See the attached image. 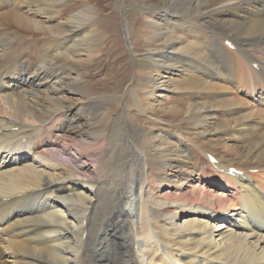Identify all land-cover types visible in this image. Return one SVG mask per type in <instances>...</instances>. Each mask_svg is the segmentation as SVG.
<instances>
[{
  "label": "bare ground",
  "instance_id": "bare-ground-1",
  "mask_svg": "<svg viewBox=\"0 0 264 264\" xmlns=\"http://www.w3.org/2000/svg\"><path fill=\"white\" fill-rule=\"evenodd\" d=\"M94 2L0 0V264H264V60L243 44L264 0H138L143 60L118 94ZM128 126L148 158L124 228L132 201L99 178L138 154Z\"/></svg>",
  "mask_w": 264,
  "mask_h": 264
},
{
  "label": "rangeland",
  "instance_id": "rangeland-1",
  "mask_svg": "<svg viewBox=\"0 0 264 264\" xmlns=\"http://www.w3.org/2000/svg\"><path fill=\"white\" fill-rule=\"evenodd\" d=\"M116 1L117 0H113V1L112 0H95V2H94L100 7L99 14L97 16L98 18L97 17L95 18L94 27L97 31H99V32L102 31V33L104 35H106L105 36L106 45H104V48H106V50L104 51V55H105V57H107V63L104 64V67H105L104 74H105L106 78H107V76L108 77L111 76V78L109 80H107L108 84H105V86L111 85L113 83L114 86L111 85V86H108V88L113 87L110 90H112L114 94L119 93V91H114V89H117V86H120V88L123 89L124 86L129 84V78L131 77V74L134 72L133 70H135L134 62L135 61L139 62V61L143 60V53H144L143 49H144V45H145L144 40L140 41L142 39H140L136 36H133V34H132V29H134V26H132V25H134V23L136 22V26L140 27V25L142 24V21H143L142 19L138 18L142 15V10L140 12L141 8H140V5H138L139 4L138 0H126V4L124 6V11L126 10L125 11L126 14H125V12L122 11L123 8H116V6H115ZM161 14H163L167 18L170 16L171 10L168 9L167 12H163ZM176 18L177 19H184L185 17L178 16ZM123 19H125V22H123ZM219 19L220 18H217L216 21H219ZM210 22H214V21L210 20ZM218 24H219L218 29L223 30L224 28L227 27L225 24H223L220 21ZM106 25H108V27H110V29H112L113 31L107 32V30H106L107 26ZM125 25L131 29L129 34L132 38L131 40L135 43V44L133 43L134 45H132V48L133 49L135 48L134 50L136 53L132 54V56L129 54V48H128V45L126 44L127 42L125 41V36H124V29L126 28ZM101 28L104 30H102ZM216 32L219 34V36H220V34L223 33L221 31H217V30H216ZM144 33L146 35H148L149 32L145 31ZM232 34L235 36H238L235 33H232ZM212 35H214V34H212ZM216 36H213L212 38H216ZM239 37H241V36H239ZM244 39H245V41L243 42V44H245V45L249 44L246 47V49H249L251 51L253 50L255 58H258L260 60H264V54L263 53L257 54V51L261 50L260 49L261 46H264V39H256V40H253L252 38H244ZM135 55L137 57H135ZM211 64H212L213 68L214 67H220V64L215 62V61H212ZM208 72H209V70L202 72V74L204 76H207ZM241 73H242L243 77L248 80V77H250L249 72L245 71V69H242ZM258 80H260V79H258ZM117 81H118V83L116 84ZM252 85H253V82L252 81L249 82V80H248V85L244 84V86H243L244 92L237 93L238 95H236V96L239 98L243 97L242 99H244L245 101H248V102H250L251 101L250 98L253 97V100L250 103L257 105L256 107H258V104L255 102L257 101V98L263 94V92L260 90L261 85L255 87L254 89L252 88L253 87ZM230 88L232 89L231 85H230ZM28 91L30 92L29 88H28ZM203 97L206 100L205 96H203ZM187 99H185V100H187ZM126 100H125L126 105L131 104V100L129 99V97H127ZM99 107H101V104L99 105ZM111 107H114V109L116 110V109H120L121 106L115 107L114 104L113 105L111 104ZM258 108H260V107H258ZM261 109H262L261 111L264 112V109L263 108H261ZM134 113H136L135 115H136L137 120L140 119L141 121H144L141 114H139L136 111H134ZM71 116H72V114H71ZM147 124L149 125L150 121L147 120ZM144 125L145 124L143 123L144 129L146 131H148V127L146 125L145 126ZM107 129H110V131H111V126H107L105 128V130H107ZM110 131H105V140L106 141L108 140V138L110 136ZM128 133H129V135L133 134L131 126H128ZM133 139L140 145L138 147V154L136 156H129L128 157V159L131 161L130 164H122L124 167L127 168V170L124 172L123 176L121 177L115 171L109 172V174L108 173L102 174L103 176L100 175V177H102V178H99V179L102 181V183L104 185H106L107 190H108V194H111L113 199H115V197L113 196L114 189L118 190L119 188L121 189V192L122 191L126 192L128 201H132L133 198L137 195V190H138L137 184L139 181L140 162L143 159L148 158V155H147V150L142 148V144L139 142L137 134H133ZM55 148L60 150L59 147H55ZM123 156H124L123 154L118 156V159L116 162L121 163L123 161ZM82 157L85 158L84 155H82ZM73 158L75 159V157H73ZM128 167H130V168H128ZM182 181H185V180H182ZM99 187H102V185L101 186L99 185ZM101 193H103L102 189L98 188L97 195L100 196ZM116 203L118 205H124L122 203H118L117 201H116ZM132 204H133V207L128 209V213L126 215H124V217L121 221V226H123L124 228H125L124 221H125L126 216L131 214L134 211L133 208H134L135 204L133 203V201H132ZM125 232H126V235L128 237V233H127L126 229H125ZM114 238H115V240L121 239L119 237V235H115ZM128 239H129V237H128Z\"/></svg>",
  "mask_w": 264,
  "mask_h": 264
}]
</instances>
